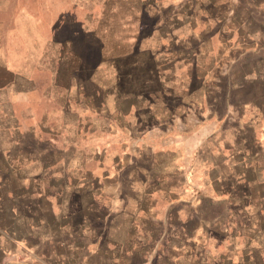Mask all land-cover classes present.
<instances>
[{"label": "rangeland", "instance_id": "obj_1", "mask_svg": "<svg viewBox=\"0 0 264 264\" xmlns=\"http://www.w3.org/2000/svg\"><path fill=\"white\" fill-rule=\"evenodd\" d=\"M161 85L163 99L177 100L178 131H210L225 111L215 94L198 106L200 85L264 98V0H0V242L34 243L41 230L23 240L26 232L54 226L47 212L61 200L76 222L72 168L115 153L130 163L140 135L167 132L140 126V94Z\"/></svg>", "mask_w": 264, "mask_h": 264}, {"label": "crops", "instance_id": "obj_2", "mask_svg": "<svg viewBox=\"0 0 264 264\" xmlns=\"http://www.w3.org/2000/svg\"><path fill=\"white\" fill-rule=\"evenodd\" d=\"M163 87L143 91L152 99L140 94V126L165 124L167 132L153 127L151 138L140 135L141 152L130 153V163L115 153L108 164L72 168L79 174L76 222L59 201L57 213L47 212L54 226L43 220L23 237L41 230L34 243L0 242V264H264V98L232 100L225 91L240 86L200 85L198 106H210L215 94L225 111L214 114L210 131H178L177 100L163 99ZM229 108L235 121L226 124ZM110 180L120 183L107 194L101 188Z\"/></svg>", "mask_w": 264, "mask_h": 264}, {"label": "trees", "instance_id": "obj_3", "mask_svg": "<svg viewBox=\"0 0 264 264\" xmlns=\"http://www.w3.org/2000/svg\"><path fill=\"white\" fill-rule=\"evenodd\" d=\"M27 198H29V196L27 195Z\"/></svg>", "mask_w": 264, "mask_h": 264}]
</instances>
